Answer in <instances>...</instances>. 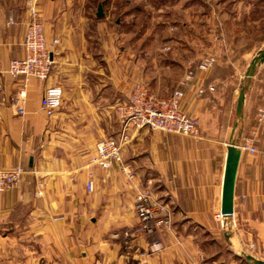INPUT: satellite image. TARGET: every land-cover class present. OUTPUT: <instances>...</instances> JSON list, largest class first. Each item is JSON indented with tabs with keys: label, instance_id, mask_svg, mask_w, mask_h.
<instances>
[{
	"label": "crops",
	"instance_id": "1",
	"mask_svg": "<svg viewBox=\"0 0 264 264\" xmlns=\"http://www.w3.org/2000/svg\"><path fill=\"white\" fill-rule=\"evenodd\" d=\"M99 2L37 0L53 65L47 79L31 77L24 84L7 69L11 59L25 54L31 15L26 0H0V165L27 170L17 186L0 192V264H247L237 256L244 249L264 260V122L256 120L264 89L253 82L246 90L239 144L258 129L256 151L242 150L230 238L216 217L228 226L221 203L239 95L235 74L260 49L237 45L229 54L233 67L219 59L183 87L180 105L198 118V135L130 128L124 149V165L134 173L129 178L119 164L104 169L92 162L97 143L120 134L116 107L137 81L162 96L180 86L189 59H199L197 34L159 38L169 49L156 55L149 37L137 50L131 45L139 38L118 45L119 35L106 29L108 18L96 15ZM233 41L239 44L228 37L225 46ZM223 68L226 75L218 74ZM208 83L215 89L200 94ZM52 85H61L64 94L49 116L41 98ZM145 186L169 206L172 218L156 251L138 229L135 196ZM224 242L232 257L209 253Z\"/></svg>",
	"mask_w": 264,
	"mask_h": 264
},
{
	"label": "built area",
	"instance_id": "2",
	"mask_svg": "<svg viewBox=\"0 0 264 264\" xmlns=\"http://www.w3.org/2000/svg\"><path fill=\"white\" fill-rule=\"evenodd\" d=\"M26 7L31 15V20L23 39L25 54L22 57L11 59L7 69L14 78L23 81L24 84L31 77L47 79L50 76L54 53L44 34L37 0H26ZM10 22H13L12 18H10ZM58 42V39L53 40V44ZM164 49L168 50L169 47L165 46ZM217 62V57L213 54L204 56L196 65L190 62L184 77L179 83L180 86L168 96L160 95L144 81H137L128 98L116 107L117 116L122 125L120 134L100 140L97 143L92 162L104 169L119 164L123 166L129 178H133L134 173L127 170L124 165V149L129 140L130 128H148L172 134L198 135V118L187 114L180 105L181 98L184 95L183 87L189 84L198 71L208 72ZM2 72L3 67L0 61V75ZM261 82L264 89V71L262 72ZM207 89L214 90L215 86L208 83L200 87L198 92L203 94ZM2 91L3 83L0 81V92ZM20 94L23 96L25 91L22 90ZM63 94L64 90L61 85H52L46 88L41 98V104L47 115H53L61 107ZM18 112L24 113V109L18 108ZM256 120L258 125L264 122V104L258 108ZM257 134L258 129H254L251 137L240 145L243 151H256ZM26 171V168L22 165L13 167L0 165V192L17 186ZM88 186L92 190L93 182L89 181ZM135 210L140 219L138 229L148 238L150 248L153 251L161 249L160 232L163 228L169 229L172 226L169 206L160 200L150 187L145 186L135 196ZM216 217L220 219L218 215ZM233 226H236L235 222ZM129 234L130 232H125V235L128 236ZM201 264L209 263L203 262Z\"/></svg>",
	"mask_w": 264,
	"mask_h": 264
},
{
	"label": "rangeland",
	"instance_id": "3",
	"mask_svg": "<svg viewBox=\"0 0 264 264\" xmlns=\"http://www.w3.org/2000/svg\"><path fill=\"white\" fill-rule=\"evenodd\" d=\"M218 1L221 2L219 4L221 7L216 4ZM104 11L105 15L102 19L108 18L106 29L111 33H117L121 39L118 45L129 43L130 46L129 40L139 38L138 43L133 42L131 45V48L137 50L142 43L141 40L146 43V38L149 37L153 40L152 43L149 42L148 48L155 53L154 55L162 50L165 51L166 45L164 46L159 38L181 35L190 39L195 33L198 44L195 53L199 55L197 63L204 56L213 54L217 60L220 59L223 66L228 63V66L233 67L235 58L232 60L229 54L236 52L237 45L256 49L264 46V0H107ZM183 22H187V26L178 29ZM228 37L239 39V44L235 41L228 42L227 48L225 43ZM144 46L147 47L145 44ZM225 47L227 49H224ZM219 50H223L221 56L217 53ZM192 58L189 62L196 65ZM250 62L247 61L246 65L240 64L239 67L242 69L235 74L237 92L243 83H247L249 87L253 82L263 88L261 76L264 62L257 67L255 75L250 80L244 81ZM225 69H219L217 73L222 72L226 75ZM218 220L224 230H229L228 226L222 225L221 220ZM233 224L232 222L234 232L236 226L233 227ZM228 247L230 246L224 242L220 246L209 247L208 251L211 254L221 252L224 257H232L234 254L231 250H227Z\"/></svg>",
	"mask_w": 264,
	"mask_h": 264
},
{
	"label": "water",
	"instance_id": "4",
	"mask_svg": "<svg viewBox=\"0 0 264 264\" xmlns=\"http://www.w3.org/2000/svg\"><path fill=\"white\" fill-rule=\"evenodd\" d=\"M96 15L98 17H104L105 11L102 2H99L97 6ZM264 62V46L251 60L247 71L244 75V80H250L256 73L257 67ZM247 83H243L239 90V95L236 104V120L233 124L231 136L227 144V157L223 179L222 188V203L221 213L223 217L228 220L229 230L226 231V237L230 238L233 235L232 222L234 223V211H235V186L239 163L242 155V148L239 144L240 123L244 118V104L246 98ZM237 256L243 259L247 264H264V260L257 258L250 252L245 250L237 253Z\"/></svg>",
	"mask_w": 264,
	"mask_h": 264
},
{
	"label": "trees",
	"instance_id": "5",
	"mask_svg": "<svg viewBox=\"0 0 264 264\" xmlns=\"http://www.w3.org/2000/svg\"><path fill=\"white\" fill-rule=\"evenodd\" d=\"M94 3H97V2H99V1H101L102 3H103V6H105L106 5V3H107V0H92Z\"/></svg>",
	"mask_w": 264,
	"mask_h": 264
}]
</instances>
